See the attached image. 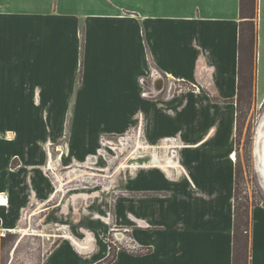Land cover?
<instances>
[{
	"label": "crops",
	"instance_id": "obj_1",
	"mask_svg": "<svg viewBox=\"0 0 264 264\" xmlns=\"http://www.w3.org/2000/svg\"><path fill=\"white\" fill-rule=\"evenodd\" d=\"M256 6L261 103L264 0ZM240 24L241 0H0V229H20L30 205L45 220L66 214L63 194L53 204L66 180L55 187L58 148L60 161L83 158L102 135L135 131L150 163L128 172L114 204L130 240L110 264H233ZM142 76L156 96H143ZM64 233L42 264L109 254L98 232ZM249 246V264H264L263 204L251 208Z\"/></svg>",
	"mask_w": 264,
	"mask_h": 264
},
{
	"label": "rangeland",
	"instance_id": "obj_2",
	"mask_svg": "<svg viewBox=\"0 0 264 264\" xmlns=\"http://www.w3.org/2000/svg\"><path fill=\"white\" fill-rule=\"evenodd\" d=\"M246 3L251 19L257 28L256 0H246ZM173 83L175 82L168 80L166 85L170 86ZM188 87L186 83H176V88L185 89ZM263 115L264 101L261 103H257L253 99L250 101L249 95L244 93L240 104L236 138L238 152L236 157L237 194L239 204L243 205L242 210L245 205L249 206V215L254 205H264V189L255 164L254 145L257 128ZM137 140L140 139L135 137V131L126 135L104 134L100 137L98 151L93 154L96 157L92 158L93 155H89L76 158L71 155L64 162L60 161L62 156L58 152V148L54 154L55 168L52 169L56 182L55 187L60 184L59 177L66 180L63 191H55L53 204H58L60 200H63V194L65 200L62 207L65 208L66 214L61 215L60 206H58L51 217L45 220L43 219L44 212H40V210H36L35 206L30 205L23 212V219L20 223V229L25 230L24 232L0 229L2 264H42L44 257L59 242L65 234V230L68 231V234L79 230L83 232V237L79 238L82 242L90 241L88 239L89 232H98L100 238L93 239L95 243L98 242L96 246L102 248L105 245L109 252L112 250L117 255L120 249L129 248V236L124 235L123 226L116 223L114 204H116V200L125 197L126 193L121 188L125 186L128 172L140 164L150 163V157H142L146 149L143 144H138ZM158 152L162 159H164L162 156L169 154L167 149ZM69 171L74 175L71 179L67 178ZM54 222H61L62 225H56ZM250 226L242 225L241 227L244 232L247 229L250 235ZM86 245L90 246L91 244ZM101 262L97 264H103L105 261Z\"/></svg>",
	"mask_w": 264,
	"mask_h": 264
},
{
	"label": "trees",
	"instance_id": "obj_3",
	"mask_svg": "<svg viewBox=\"0 0 264 264\" xmlns=\"http://www.w3.org/2000/svg\"><path fill=\"white\" fill-rule=\"evenodd\" d=\"M251 15L247 9L246 0H241V24L239 34V86H238V121L240 118V104L242 103L244 93L249 95L250 101L253 99V86H254V69H255V51L257 40V28L251 19ZM237 121V123H238ZM237 173H236V190H235V228H234V260L233 264H249L250 261V235L248 230L245 232L242 225H251V212L249 215V206L243 205L238 202L237 194ZM257 205V204H256ZM250 216V219L248 218ZM244 218V219H243ZM117 257L116 253L110 250L109 255L100 262L103 264L112 263Z\"/></svg>",
	"mask_w": 264,
	"mask_h": 264
},
{
	"label": "bare ground",
	"instance_id": "obj_4",
	"mask_svg": "<svg viewBox=\"0 0 264 264\" xmlns=\"http://www.w3.org/2000/svg\"><path fill=\"white\" fill-rule=\"evenodd\" d=\"M255 139V164L260 178V183L264 189V115L262 121L257 128V135ZM7 231V230H6ZM11 232H24L23 229L11 228ZM122 236V235H121Z\"/></svg>",
	"mask_w": 264,
	"mask_h": 264
},
{
	"label": "built area",
	"instance_id": "obj_5",
	"mask_svg": "<svg viewBox=\"0 0 264 264\" xmlns=\"http://www.w3.org/2000/svg\"><path fill=\"white\" fill-rule=\"evenodd\" d=\"M152 71H154V70H152ZM147 82H148V77L142 76L140 78V84L143 87V96L146 98H152V97L156 96V92L154 89H149L147 87V84H146ZM172 152L175 153L176 150L172 149ZM8 201H9L8 198L5 197V195H3L2 193H0V206L1 207L8 206Z\"/></svg>",
	"mask_w": 264,
	"mask_h": 264
}]
</instances>
